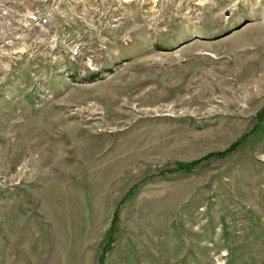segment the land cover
Masks as SVG:
<instances>
[{"label": "rangeland", "instance_id": "1", "mask_svg": "<svg viewBox=\"0 0 264 264\" xmlns=\"http://www.w3.org/2000/svg\"><path fill=\"white\" fill-rule=\"evenodd\" d=\"M0 264H264V0H0Z\"/></svg>", "mask_w": 264, "mask_h": 264}, {"label": "trees", "instance_id": "2", "mask_svg": "<svg viewBox=\"0 0 264 264\" xmlns=\"http://www.w3.org/2000/svg\"><path fill=\"white\" fill-rule=\"evenodd\" d=\"M230 151V150H229ZM197 166V163H194V164H188V165H182V164H179L177 166V170L178 171H184V172H190L191 170L195 169Z\"/></svg>", "mask_w": 264, "mask_h": 264}]
</instances>
